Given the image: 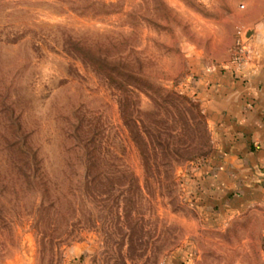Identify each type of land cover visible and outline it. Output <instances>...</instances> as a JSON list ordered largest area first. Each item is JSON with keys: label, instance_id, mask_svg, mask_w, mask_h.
I'll use <instances>...</instances> for the list:
<instances>
[{"label": "rangeland", "instance_id": "374dc122", "mask_svg": "<svg viewBox=\"0 0 264 264\" xmlns=\"http://www.w3.org/2000/svg\"><path fill=\"white\" fill-rule=\"evenodd\" d=\"M238 5L0 0V264H264L260 223L210 226L199 197L191 87Z\"/></svg>", "mask_w": 264, "mask_h": 264}, {"label": "crops", "instance_id": "0c3cea01", "mask_svg": "<svg viewBox=\"0 0 264 264\" xmlns=\"http://www.w3.org/2000/svg\"><path fill=\"white\" fill-rule=\"evenodd\" d=\"M238 4L242 11H232L233 29L243 32L248 59L231 64L224 48L198 67L191 87L212 133V149L200 170V206L210 226L247 213L264 236V0Z\"/></svg>", "mask_w": 264, "mask_h": 264}, {"label": "built area", "instance_id": "2783aa9c", "mask_svg": "<svg viewBox=\"0 0 264 264\" xmlns=\"http://www.w3.org/2000/svg\"><path fill=\"white\" fill-rule=\"evenodd\" d=\"M241 6V5H240ZM245 36L242 31H237L233 46L230 49L229 62L234 65H240L249 57V49L246 46Z\"/></svg>", "mask_w": 264, "mask_h": 264}, {"label": "trees", "instance_id": "16d2710c", "mask_svg": "<svg viewBox=\"0 0 264 264\" xmlns=\"http://www.w3.org/2000/svg\"><path fill=\"white\" fill-rule=\"evenodd\" d=\"M93 61H94L95 63L99 64V65H101V64H103V65H104V64L107 65V63H105V62L103 63V61L98 60V59H95V58H93ZM90 164H91V161H90L89 157L87 156L86 159H85V166H86V167H89Z\"/></svg>", "mask_w": 264, "mask_h": 264}]
</instances>
